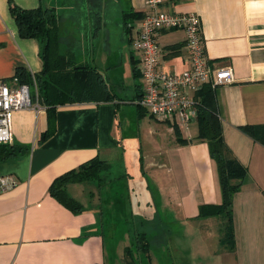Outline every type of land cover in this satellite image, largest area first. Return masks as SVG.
Listing matches in <instances>:
<instances>
[{"label":"crops","instance_id":"0c3cea01","mask_svg":"<svg viewBox=\"0 0 264 264\" xmlns=\"http://www.w3.org/2000/svg\"><path fill=\"white\" fill-rule=\"evenodd\" d=\"M87 2L88 24L95 23L94 37L105 44L106 57L97 62L89 53L81 64L94 65L115 97L59 107L57 133L44 141L45 106L14 113L12 145L26 151L0 163V174L17 180L14 189L0 193V264H108L106 228L117 229L119 212L125 214L126 229L131 228L127 215L131 210L141 212L136 214L139 225V216L149 208L157 216L156 225L165 223L157 214L159 203L149 176L158 188L160 207H174L185 219L187 231L195 232L194 222L205 220L198 217L201 206L221 203L209 145L197 140L198 110L189 122L179 114L156 122L139 108L143 80L134 40L149 11L147 1ZM164 2L174 13L197 14L210 66L234 70V83L214 88L216 109L225 142L248 175L233 201L235 250L224 249L234 264H264V144L242 130L252 126L264 134V0ZM12 5L23 9L54 5L48 0H0V81L17 83L18 69L34 77L41 73L43 62L39 42L19 35ZM54 7L60 18L61 52H71L77 61L79 42L64 35L61 9ZM158 41L165 70L181 73L188 68L183 30L163 31ZM122 70L125 75L111 76ZM94 159L109 164L110 170L102 174L106 181L68 183V196L81 206L73 211L51 194V188L55 180ZM114 159L127 163L122 174L114 175ZM115 185L120 191L114 190ZM209 223L216 227L214 220ZM181 246L178 242L184 251Z\"/></svg>","mask_w":264,"mask_h":264},{"label":"trees","instance_id":"16d2710c","mask_svg":"<svg viewBox=\"0 0 264 264\" xmlns=\"http://www.w3.org/2000/svg\"><path fill=\"white\" fill-rule=\"evenodd\" d=\"M11 14L15 19L19 35L24 39H34L40 45V57L43 62L41 73L33 77L24 69H18L16 77L19 84L34 86L36 83L37 98L40 104L46 107L48 129L42 135L41 141L57 133V110L59 107L113 100L115 96L110 86L105 81L103 74L94 65L90 63L78 64L74 54L61 52L62 38L58 28L60 18L56 7L41 6L35 9H23L12 5ZM195 100L199 126L197 140L205 141L209 145L210 154L216 166L217 181L221 193V203L201 206L198 217L204 219L219 218L223 223L225 222L221 240L231 251H234L233 201L248 175V170L238 161L225 142L221 119L216 109L214 88L211 84H207L201 92H197ZM139 108L141 109V107ZM257 129L259 128L252 126L242 128L246 134L264 144V134ZM25 151L24 147L0 144V163L22 155ZM109 170L110 166L107 162L94 159L83 164L79 169L70 171L55 180L51 194L63 205L73 211H78L81 206L68 196L65 190L66 185L87 180H96L102 183L106 181L102 174ZM139 219L142 221L141 218ZM133 232H131V238L134 239V233L138 235V239L144 240V244L140 248L144 252H148L151 245L146 231ZM132 251L130 247L126 248L125 255L130 256Z\"/></svg>","mask_w":264,"mask_h":264},{"label":"built area","instance_id":"2783aa9c","mask_svg":"<svg viewBox=\"0 0 264 264\" xmlns=\"http://www.w3.org/2000/svg\"><path fill=\"white\" fill-rule=\"evenodd\" d=\"M148 13L143 18L134 40L140 53L138 70L143 80V95L138 105L159 122H166L179 114L185 122L197 114L195 93L200 86L213 88L235 82L232 67L212 68L206 54L200 17L195 13L181 14L170 11L164 0H146ZM181 29L186 35L188 68L181 73L162 67L159 46L161 32ZM0 81V144L13 143L14 113L42 108L37 86ZM17 180L0 174V193L16 187Z\"/></svg>","mask_w":264,"mask_h":264},{"label":"rangeland","instance_id":"374dc122","mask_svg":"<svg viewBox=\"0 0 264 264\" xmlns=\"http://www.w3.org/2000/svg\"><path fill=\"white\" fill-rule=\"evenodd\" d=\"M51 5L58 6L61 9L63 15L62 26L64 34L68 38H75L78 44V57L77 63L81 64L83 57H89V53L92 54V58L96 57L98 60L104 61L106 55L102 53L105 48V44L100 42L94 37V29L92 25L88 24L87 11L90 6L87 0H48ZM73 5V7H71ZM91 26V27H90ZM72 40V39H71ZM116 43L117 39L113 40ZM63 43V42H62ZM122 69V67H121ZM125 75V72L119 71L112 73V77ZM36 85V83H35ZM37 86V85H36ZM34 91V87H31ZM38 93V88H37ZM122 111V109H121ZM153 119H155L153 117ZM156 120V119H155ZM156 122H158L156 120ZM158 127L157 125H153ZM150 136V135H147ZM152 137V136H150ZM114 159L111 161L114 165V175L122 174L126 169L127 163ZM128 169V168H127ZM150 173V172H149ZM149 176V175H148ZM152 177V176H151ZM149 184L153 192L155 191L156 201L159 203L156 207L157 214H160L164 219L163 225H156L154 218H157L156 214L151 215L154 209H147L141 214V225L137 223L135 211L127 213L129 221L131 222V228L124 225L125 214H118L117 229L112 232L109 227L106 228V248H107V262L108 264H234L233 256L226 254L224 247L227 245L222 243L220 245V239L223 237V230L225 222L219 218L205 219L202 222L195 221V232L187 231L186 222L177 210L171 206L160 207V199L158 197V188L155 183L150 180ZM133 181L132 183H136ZM121 184V183H120ZM119 184V185H120ZM119 185H115L114 190L118 192ZM172 200H169V202ZM134 208V205H133ZM152 219V220H151ZM210 220H214L216 227L209 226ZM147 222V223H146ZM151 222V223H150ZM132 229V230H131ZM129 230V232H128ZM146 231L147 237L150 242V249L148 252H144L140 247L144 244V240H140L134 232V239L131 238V232ZM130 235H129V234ZM194 235H191V234ZM129 242V243H128ZM178 242L184 251L178 247ZM127 247H130L133 251L130 256H126L124 251ZM228 250V249H227ZM224 254H221V253Z\"/></svg>","mask_w":264,"mask_h":264}]
</instances>
